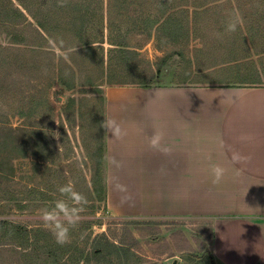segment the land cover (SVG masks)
I'll return each mask as SVG.
<instances>
[{"label":"rangeland","instance_id":"374dc122","mask_svg":"<svg viewBox=\"0 0 264 264\" xmlns=\"http://www.w3.org/2000/svg\"><path fill=\"white\" fill-rule=\"evenodd\" d=\"M42 2L45 8L51 9L50 0ZM105 3L104 43L97 45L96 51L76 57L71 51L62 52L55 46L46 48L56 53L55 60L51 58L57 62L56 70L63 62L71 64L72 60L81 65V71L74 69V89L60 84L57 73L47 70L45 63V70L38 73L37 61L42 56L35 58L36 61L14 56L16 70H0V130L22 126L40 128L45 147L43 156L47 158L40 161L23 158V152L5 144L0 146V221L26 228L32 232V240L39 243L37 248L31 243L20 247L18 238L0 243V264H212L213 234L208 220L146 221L114 217L108 211L106 200L101 201L94 194L92 177L96 154L105 146V102L101 101V92L108 87L142 86L154 79L156 83L169 85L176 80L175 76L189 75L191 68L200 72L201 67L216 64L224 69L210 73L214 75L195 72L193 83L217 87L222 81H248L245 73L250 61L244 60L249 56L248 46L241 43L238 28L234 32L226 28L206 30L209 19H204V15L195 16V8H188V12L180 11L186 8L173 11L184 32L177 39L156 25L160 14L159 6L153 1L131 0L133 5H127L121 12L113 9L112 16L107 10L108 0ZM222 9L229 24L233 21V10L229 5ZM110 18L116 38L122 35L121 42L128 50L125 55L109 54L117 48L109 44ZM209 18L214 20L215 16L210 14ZM27 36L31 44L20 46L13 44L9 37L1 36L0 46L17 51L37 48L34 44L40 41L34 33L29 30ZM204 44L207 49L200 53ZM102 48L104 64L100 56ZM233 56L242 60L238 62L240 65L232 64ZM224 62L228 64L223 65ZM160 67H165L161 76L156 75ZM21 68H26L27 74ZM65 74L72 75L71 70L65 68ZM105 74H112L111 82L117 84L105 85L103 90L88 86L99 85ZM122 83L132 86L118 85ZM22 112L30 115L23 118ZM10 168L15 170V176L4 179ZM62 185H72L86 197L80 222L71 232L70 243L63 246L55 242L41 219L42 209L57 200L72 203L60 196L58 188Z\"/></svg>","mask_w":264,"mask_h":264},{"label":"crops","instance_id":"0c3cea01","mask_svg":"<svg viewBox=\"0 0 264 264\" xmlns=\"http://www.w3.org/2000/svg\"><path fill=\"white\" fill-rule=\"evenodd\" d=\"M247 46L248 81L203 87L191 68L169 85L154 79L101 92L110 214L208 220L212 256L224 264H264V39ZM219 65L197 74L214 75ZM108 76L99 89L117 84ZM111 121L119 137L106 128Z\"/></svg>","mask_w":264,"mask_h":264},{"label":"trees","instance_id":"16d2710c","mask_svg":"<svg viewBox=\"0 0 264 264\" xmlns=\"http://www.w3.org/2000/svg\"><path fill=\"white\" fill-rule=\"evenodd\" d=\"M148 0H145V2ZM159 6V17L155 21L160 25V30L168 32L170 37H182V27L173 15V11L178 8H195V16L204 15L208 22L205 23L206 30L216 28L219 31L227 29L228 18L223 14L222 8L225 5L231 6L233 10V21H238L237 28L240 30L242 44H247L248 40H255L256 37L264 39V0H151ZM136 1L135 3H137ZM134 3V4H135ZM51 9L45 8L42 0H0V37H9L15 45H25L28 42V31L34 33L35 39L40 42L34 44L37 48L29 51H17L9 47L0 46V70H16L14 56H20L24 59L43 57L37 61L38 73L44 69V63L47 70H53L57 73L60 84L68 89H74L76 86L75 70L81 71V65L72 60L71 64L62 63L60 69L56 70V53L48 51L57 47L60 51H71L76 57L78 55L88 54L96 51L97 45L104 43L105 32V0H50ZM131 4V0H108L107 10L109 16H112L113 9H119L120 12ZM213 14L214 20L209 16ZM206 16V17H205ZM197 20V17H196ZM197 23V22H196ZM113 20L108 22L110 30V45L116 46L115 50H110L109 54L122 53L125 55V44L121 42L114 34ZM180 35V36H179ZM31 44L30 42H28ZM27 45V44H26ZM33 45V44H32ZM101 47V46H98ZM101 61L104 64V48L101 49ZM259 54V53H258ZM29 56V57H28ZM75 57V58H76ZM73 59V58H72ZM88 59V57H87ZM46 61V62H45ZM89 61V60H88ZM71 62V61H70ZM18 67V65H17ZM65 68L71 70L72 75L65 74ZM26 73V68H21ZM28 69L27 71H29ZM88 70V69H86ZM104 74V72L102 73ZM107 75L102 78L105 79ZM112 77V74L108 76ZM101 79V78H100ZM88 86H99L98 84H88ZM19 90V89H18ZM17 90V91H18ZM21 117L26 118L29 113L22 112ZM11 146L14 150L23 152V158H33L39 160L46 158L43 147V131L40 128H29L27 126L8 128L0 130V146ZM103 151V153H102ZM96 154L94 174L92 177V186L94 194L101 201L106 200V180H105V146ZM47 159V158H46ZM37 162V167L40 162ZM46 160H44L45 162ZM0 162V167H1ZM3 171V170H1ZM5 173V172H4ZM15 176V170H7L4 179ZM102 196V197H101ZM0 243L10 239H20V247H25L30 243L39 247L37 241L32 240L31 231L12 222L0 221ZM212 264H224L212 256Z\"/></svg>","mask_w":264,"mask_h":264},{"label":"clouds","instance_id":"9594fccd","mask_svg":"<svg viewBox=\"0 0 264 264\" xmlns=\"http://www.w3.org/2000/svg\"><path fill=\"white\" fill-rule=\"evenodd\" d=\"M237 26L238 21L234 20L227 25V31L234 32ZM106 128L113 133V136L121 135V127L115 121L109 122ZM58 192L72 203L68 204L63 199L57 200L54 205L42 209L41 219L44 226L52 233L55 242L63 246L70 243L71 232L80 222L86 197L77 192L72 185H62L58 188Z\"/></svg>","mask_w":264,"mask_h":264}]
</instances>
